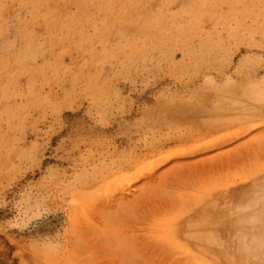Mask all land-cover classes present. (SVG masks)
I'll return each mask as SVG.
<instances>
[{
    "label": "rangeland",
    "instance_id": "1",
    "mask_svg": "<svg viewBox=\"0 0 264 264\" xmlns=\"http://www.w3.org/2000/svg\"><path fill=\"white\" fill-rule=\"evenodd\" d=\"M263 175L264 0H0V264H264Z\"/></svg>",
    "mask_w": 264,
    "mask_h": 264
},
{
    "label": "crops",
    "instance_id": "2",
    "mask_svg": "<svg viewBox=\"0 0 264 264\" xmlns=\"http://www.w3.org/2000/svg\"><path fill=\"white\" fill-rule=\"evenodd\" d=\"M209 159H211V158H209ZM213 159H214V158H213ZM221 161H222V160H221ZM207 162H208V160H205V163L203 164L205 168H208ZM198 166H202V163H199ZM260 183L262 184V187H261V186L258 187L256 191H257V193L259 192L260 194L264 195V191L261 190V188H264V175L262 176V181H261ZM246 189H247V188H245V189L242 188V191H243V190L246 191ZM263 190H264V189H263Z\"/></svg>",
    "mask_w": 264,
    "mask_h": 264
},
{
    "label": "bare ground",
    "instance_id": "3",
    "mask_svg": "<svg viewBox=\"0 0 264 264\" xmlns=\"http://www.w3.org/2000/svg\"><path fill=\"white\" fill-rule=\"evenodd\" d=\"M264 191V190H263Z\"/></svg>",
    "mask_w": 264,
    "mask_h": 264
}]
</instances>
